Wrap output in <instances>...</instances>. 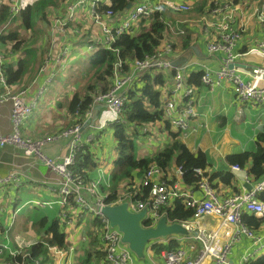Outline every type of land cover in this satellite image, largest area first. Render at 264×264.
I'll list each match as a JSON object with an SVG mask.
<instances>
[{
  "label": "built area",
  "instance_id": "2783aa9c",
  "mask_svg": "<svg viewBox=\"0 0 264 264\" xmlns=\"http://www.w3.org/2000/svg\"><path fill=\"white\" fill-rule=\"evenodd\" d=\"M8 1L11 12L10 20H12L19 14L20 0ZM246 1L211 0L209 15L214 20L205 21L203 26L206 32L213 30L217 38L208 43L207 51L209 53L220 52L223 56L221 65L216 70H212L205 65L200 67L202 71L200 83L212 88L215 86L220 87L223 82H227L232 88L237 105L246 102L259 105L264 103V87L254 86L250 80L245 79L234 67H228V65L233 64V61L238 56L235 53V47L246 28V23L242 20L237 23L234 21L233 13L239 11L242 14L243 10L246 11ZM102 2H105V0H75L74 3L67 5L66 20L56 19L50 25L49 33L51 37L48 63L52 60L54 64H60L61 60L68 58V49L60 47L58 35L67 32L65 27L67 23L74 21L78 9L85 8L86 11L88 10L92 16L90 18L104 33L105 44L111 43L120 34L130 31L140 20L139 17L141 15L148 17L156 12L182 13L189 9L188 0H139V3L133 5L125 15L117 16L115 21L117 20L119 23L112 27L106 23V20L113 15V11L107 9L104 18L101 13L96 11V6ZM252 15H255L260 23L264 22V0L259 8L252 11L249 16ZM167 26L170 27L169 21ZM180 33H183V31L181 30ZM76 34H79L78 31H76ZM251 50L264 57V39H260ZM172 53V46L165 44L161 50L151 57L136 61L132 71L124 76H121V60H117L114 64L115 79L110 88L106 92L97 93L90 107L82 114L78 116L76 112L77 117L83 118L81 122H77L70 128L62 129L56 135L42 139H31L22 135L21 126L31 116L35 107V100L25 101L24 96H26L25 93L28 88L14 90L8 84L5 75L8 60L0 50V104H11L10 121L12 126L10 133L4 134L0 132V148L15 147L21 150L22 155L26 158L37 159L40 164L56 175L58 185L57 188L51 189L56 192L57 200L31 199L25 205L37 208L48 207L50 209L54 205H58L62 208L61 216L65 221H68L71 215L76 216L79 213V217L82 214L91 215L99 225V239L105 251L104 264H136L140 260L135 257L126 244L121 242V233L116 227H110L108 219L101 211L102 206L106 204L98 188L100 182L108 183L106 178L99 175L95 181L85 184L81 176L72 173L70 167L74 164L76 151L94 140L93 131H101L104 126L118 121V116L126 99L127 89L137 77L149 70L173 71L171 97L164 101V115L167 120L173 123L176 129L185 135V131L189 127L190 118L195 116L191 98L194 87L186 85L183 68L172 66V61L170 60ZM47 62L40 69V73L46 70L49 65ZM257 73L258 69L252 71L253 75ZM51 81L52 76L46 80L47 83ZM181 92H183L185 97L184 106L179 105L177 101V96ZM98 105L104 106L112 114V118L105 120L99 127L92 125L91 132L84 135L82 127L86 122L90 123L93 110ZM57 142L67 147L68 152L65 156H60L58 152L54 156H49L44 151L45 145ZM231 169L239 170L241 168L238 165H232ZM168 170L170 176L175 178V180H179L183 175L181 167L175 168L170 165ZM168 170L164 174L158 166L150 165L144 172L141 184L148 189L145 200L135 201L131 196L125 195L112 203L118 204L126 201L128 210L131 212H139L145 209L144 227L154 226L162 216L159 211L164 209L167 203L177 196L184 198L186 206L193 210L194 217L192 220L179 222L186 227L189 234L187 236H170L150 241L146 246L145 258L150 257L148 251L153 250L154 245H167L172 239H176L178 246L174 249L161 250L162 264H236L231 260V257L234 246L241 241H247L248 247L240 254L238 264H247L253 258L264 253L262 227L258 230L251 229L242 221L243 213H249L258 220L264 219V202L258 197L260 193H264V177L257 180L248 190L220 197L212 188L208 178L202 177L204 171L195 168L193 169L195 176H201V181L198 183L201 197H196L192 192H180L177 181L170 185L167 180ZM18 181L17 175L11 172L6 176L0 177V187L8 186ZM66 206L70 208L68 213L63 210ZM1 209L4 212V209ZM75 211H77V214H75ZM18 212L19 209L13 210L10 218L3 225L5 234L0 238V255L7 252L9 255L15 256L18 253H22L24 248L35 243L23 240L22 237L16 236L13 239L9 236V230L15 222ZM204 217H217L221 222L217 229L210 231L194 225L195 220ZM69 248L63 249L55 245L48 246V253L52 259V254L59 255L58 260L54 264H62V258L68 260L63 264H71ZM149 261L151 264H159L151 257ZM38 263L35 261V264ZM0 264L21 263L16 260L6 261L0 259Z\"/></svg>",
  "mask_w": 264,
  "mask_h": 264
},
{
  "label": "trees",
  "instance_id": "16d2710c",
  "mask_svg": "<svg viewBox=\"0 0 264 264\" xmlns=\"http://www.w3.org/2000/svg\"><path fill=\"white\" fill-rule=\"evenodd\" d=\"M74 2L75 0H20L19 14L10 20V3L8 0H2L0 3V29L2 31L0 33V50L5 54L7 50L16 51L23 45L24 39L21 38L20 30H17V27L32 30L38 21H45L50 26L56 19L66 20L67 5ZM138 3L139 0H105V2L96 6V11L101 13L104 18L105 11L111 9L113 15L106 20V23L113 27V25L119 23L117 20L115 21V18L125 15L129 11L127 10L129 4L133 6ZM211 4V0H201L194 5L193 12L196 15L203 14L204 11L209 13L208 6H211ZM86 12L85 16L89 18H86L85 21L88 22V19H91L92 16L88 10ZM35 14L38 15L37 19L34 17ZM177 15L179 13L164 12H156L148 17L141 15L140 20L130 31L120 34L109 44L104 43V33L98 25H94L95 37L92 38L90 37V28H86V31L84 23L78 22L75 31L73 23H67L65 30L70 34L73 33L72 36L76 31L80 33V30L89 35L86 40L90 50L89 66L94 70V79L86 86L88 93L82 96L73 93L70 98L67 110L72 118L69 126L65 129L81 122L83 118L77 117V114L79 116L90 107L97 93L106 92L110 88L115 79L114 64L117 60H121V76H124L132 71L136 61L151 57L161 50L165 44H170L173 49H180L181 51L189 49L191 43L199 36L201 28H189L184 24L179 29V32L182 30L183 33H177L176 39L178 41L174 39L170 42V27L167 26V22L173 21V17ZM193 28L197 34L196 37L195 34L189 33V30H193ZM98 32L101 33V36L97 35ZM210 32L216 39L217 36L214 31L211 30ZM30 52L27 51V53ZM33 63L34 61L28 58H20L17 60L16 68L7 65L5 75L8 84L11 85L17 82L23 75L27 65H33ZM201 74L202 71L200 70L192 71L186 79V84L200 86ZM172 75L173 71L171 70H149L137 77L127 89L126 99L118 116V121L109 124L112 129L113 151H115L116 156L112 158L113 168L108 183H101L98 188L104 197L105 204H112L125 195L131 196L135 201L145 200L148 189L142 186L141 180L150 165L158 166L164 174H166L170 165L175 168L181 167L183 175L179 180L172 178L169 170L167 174L169 184L171 185L174 181H177L179 188L180 186H195L194 188L199 190L198 183L201 181V176H195L193 172L195 168L203 170L202 177L208 178L210 183L215 178H218L225 185L233 183V176L229 171L219 170L217 173L209 175L207 171L209 164L205 153L200 150L192 151L186 146L179 137L181 132L176 129L171 121L166 119L163 109L164 103L161 99L163 95L160 88L170 77L172 79ZM8 117H10V103L0 104V125L3 133L11 130ZM156 124L162 126L161 131L166 133L168 141L153 155L141 157L137 153L135 137L131 136L128 131L133 129L134 134H137L143 126L148 128ZM107 126H104L101 131H93L94 140L76 151L74 164L70 167V170L73 174L81 176L85 184L95 181L98 176L100 164L95 151L108 141V137H103ZM256 144L257 147L254 151L230 154L226 156V159L229 165H238L242 168L247 167L248 163L251 162L248 171L257 181L264 177V130L257 134ZM4 187L7 186H1L0 190ZM181 190L182 188L179 189L180 192ZM258 197L264 201V193H260ZM69 209V206L63 208L67 213ZM47 212L52 213L50 210L43 211L36 207L34 211L23 218L22 227L27 229L30 225L40 241L15 256L4 252L0 255V259L6 261L16 260L21 264H35V261L39 262L38 264H47L51 263L48 246L57 245L63 249L67 248L66 231L60 226L58 219L55 216L49 218ZM159 212L162 216L165 215L171 223L192 220L194 217L193 210L186 206L185 199L180 196L172 198L165 208ZM3 215L4 212L0 207V238L5 234ZM92 219L93 228L85 232L86 239L78 247L79 254L76 257L75 264H104L105 251L99 239V225L96 219ZM242 221L247 227L255 230L264 225V219L258 220L249 213H243ZM177 246L178 243L172 239L167 245L157 244L152 249L154 253H158L162 249H174ZM247 264H264V253Z\"/></svg>",
  "mask_w": 264,
  "mask_h": 264
},
{
  "label": "crops",
  "instance_id": "0c3cea01",
  "mask_svg": "<svg viewBox=\"0 0 264 264\" xmlns=\"http://www.w3.org/2000/svg\"><path fill=\"white\" fill-rule=\"evenodd\" d=\"M261 1L263 2V0H247L245 2L247 4L246 11L243 10L242 14L239 11H235L233 13V18L236 23L240 20L246 23V28L235 47V53H237L238 56L233 61V65L234 68L239 71L245 79L250 80L254 86L264 87V57L259 55L257 52L251 50L252 47H254L260 39H264V22L260 23L255 15L249 16L252 11H254L256 8H259L260 4L262 3ZM208 7L210 9V6ZM85 10L86 9L83 8L80 11L78 10L76 12V18L73 22H71L73 23L74 28L77 27L78 22L86 23L85 19L88 16H85V14L87 13ZM181 19L185 20L182 25L185 24L189 28L199 27L201 28V30L198 34L199 36L196 40L191 43L189 49L185 51H181L180 49H173V53L171 55L170 60L172 62L176 60H181L183 56L186 55L187 59H185V61H180L179 64H177V67L183 68L185 80L187 79L189 73H191L192 71H201L200 67L203 65L209 67L212 70L218 69L221 65V58L223 54L220 52L209 53L207 51L208 43L210 41H213L215 37L210 31L206 32L203 26L205 24V21H213L214 18L210 16L209 13H206L204 11L203 14H194L193 17L191 16L188 19L190 21H188L186 17H182ZM193 19H196L198 21V24L192 23L191 20ZM169 22L171 23L172 21ZM49 29L50 26L46 30ZM190 32L193 35L195 34L196 37L197 34L194 28L193 30H189V33ZM184 33L186 32L184 31ZM72 35L73 33L70 34L69 32H66L65 34L60 33V35H58L60 47H66L69 52L68 58L61 60L59 62L60 64L53 63L50 66L51 68L48 65L46 70L40 73L39 71L43 67L41 66L43 59L41 58L39 61H35L32 57H29L32 61H34L33 74L35 72H38L39 77L34 84V89L27 90V92L25 93L26 96H24V98L26 102L35 100L36 103V100L40 95L38 90L41 88L40 93H42L44 87L47 84L46 80L48 79V77L52 76V81L49 82L50 84L54 81L56 76H62L59 71L67 68L70 64H72V61L74 59L76 61H84L85 55H89L90 50L88 48L89 45L87 40L82 39L79 34L74 33V36ZM75 35H78V37H75ZM50 37L51 34L49 32H47V34L45 33V35L41 37V44L44 45L46 41H50ZM69 38L75 41L82 40V47L79 52L74 51V54L76 55L74 57H71L72 50ZM176 41L178 40L176 39ZM5 58H7L8 60L7 65L16 68L17 60L23 58V55H20V52L17 50H7L5 53ZM47 64L49 63L47 62ZM254 69H258V73L253 75L252 71ZM42 85L44 87H42ZM191 85L194 87L191 98L192 107L195 111V116L190 118L189 127L188 130L185 131V135L181 133L179 137L181 138L183 143L188 146L192 151L200 150L205 153L209 164L207 166V171L209 175H212L214 173H217L219 170H222L229 171V173L233 176V183H230L228 185L223 184L218 178H215V180L210 183L212 188H214V190L218 193L220 197H225L234 193H240L250 189L252 185L256 182V180L248 171V168L249 166H251L252 163L249 162L248 166L244 168L239 166L241 168L239 170H232V165L228 164L226 156L230 154L241 153L244 151L251 152L256 149V136L259 132L264 130V103L256 105L250 102H246L244 104L237 105V102L235 101V97L232 92V88L227 82H223L220 87L215 86L212 88L204 86L202 84L200 86H194L193 84ZM26 86L25 84L17 85L16 82L11 84V88H13L14 90L24 89V87ZM172 87V79L170 77L160 88V91L163 95V97H161L163 103L165 99L171 97L170 92L172 90ZM177 101L179 105H185V97L183 96V92L179 93V95L177 96ZM105 112H107V109L104 106L98 105L94 108L90 123L86 122L82 127L84 135L91 132L92 125H94L95 121L98 122L100 121V119H102L103 124L105 120L109 119L105 118L106 116L105 114H103ZM57 114L58 118L53 122L46 118L43 120H31V118L29 117L27 120L24 121L26 122V124L21 130L22 135L31 139H38L45 136H52L58 134L62 129H65L69 126L72 115L69 112L61 111H57ZM9 119L10 117H8V121L10 122V127L12 128L11 121ZM0 129H2L1 125ZM161 129L162 126L160 124H156L148 128L146 126H143L140 132L137 134H134L133 129L128 131L131 136L135 137V143L136 138H138V140H143L144 138L148 139L147 141H139L138 143H136L138 150L137 153L139 156H151L157 151H159L164 146V144L167 143L168 139H164L163 136L166 135V133L161 131ZM10 132L11 130L6 133ZM148 133L156 134L157 139L148 136ZM141 134L147 135L141 137ZM207 135L215 136L217 142L222 140L220 147H214L216 152L213 154V156L210 157L207 154V149L202 148L203 143H208ZM198 138H200L201 140L200 144L197 141ZM44 151L46 153H49V155H56V153L58 152L60 156H65L68 152L67 147H65L62 143L58 142L48 143L47 145H45ZM93 151L95 150L93 149ZM104 152L107 153V151ZM95 153L98 157V162L100 164V167L98 168V176L102 175L106 178V181L108 182L110 173L113 168V159L111 160V165L108 169L107 164L102 162L101 159H99L100 155L98 149L97 151H95ZM101 156L105 157V155ZM112 156H116L115 151L113 150ZM105 161H107L106 158ZM171 166L174 167L173 165ZM227 167H229V169H227ZM11 172H14L17 175V181H19L17 183H12L6 188L4 187L2 188V190H0V207L4 209V223L10 217L12 209L14 207H20L19 203L22 201V198L26 196L22 193L24 190H36L38 193H42V200L58 199L56 192L51 190L58 187L55 174L51 173L44 165L40 164L37 159L26 158L25 156H23L22 151L15 147L7 146L4 148H0V177L6 176ZM194 187L180 186V188H182V192H192L194 196L201 197L200 191ZM35 208L36 207H28L26 209H21V211L17 215L14 227L11 229L10 235L12 238L17 236L22 237L26 241L32 242L40 240L38 238V235L33 232L30 225L27 227V229H24L22 227L23 221L21 223V228L18 224L21 219H23L31 211H34ZM49 210L52 212L56 210L53 214L57 219L59 216H61L62 209L60 206L54 205L53 208ZM75 214H77V211H75ZM79 215H76L75 217H77L78 220L84 222V232H78L77 230H75L74 235H71V227H64V230L67 233V243L69 242L67 246L70 247L69 257H71V264H75L76 257L79 254V245H75L74 237L80 235L82 236L80 238L84 240V233L88 229L93 228V224L91 227V223H87V215H83L82 217H79ZM92 221L93 219L91 220V222ZM67 222H72V220L69 218ZM220 222L221 220L217 217H204L195 220L194 225L203 228L207 231H210L217 229ZM73 223H75V220ZM261 233L264 234V225L262 226ZM247 247V241H241L239 244L234 246L231 260L235 263V261L239 259V256L242 251ZM148 252L149 256L153 260H155L159 264H162L161 250L158 253H154L153 250ZM52 257L53 259H51V263L47 264L56 263L59 258V255L52 254ZM257 257L253 258V260ZM149 258H145L144 261H146V264H151ZM67 261L68 260L64 258L61 259L62 264ZM136 264L140 263L137 262Z\"/></svg>",
  "mask_w": 264,
  "mask_h": 264
},
{
  "label": "rangeland",
  "instance_id": "374dc122",
  "mask_svg": "<svg viewBox=\"0 0 264 264\" xmlns=\"http://www.w3.org/2000/svg\"><path fill=\"white\" fill-rule=\"evenodd\" d=\"M2 1V0H1ZM201 0H188L189 3V9L186 11H183L182 13H179L178 16L173 17V21L170 23V40H174L176 39L177 33L179 32V29L182 28V23L185 22V20H182V17H186V19L188 20L191 16L193 17V15L195 14L193 12V7L196 3L200 2ZM35 19L38 18V15L35 14L34 15ZM89 18V17H87ZM198 18V17H196ZM190 21V20H188ZM192 23L198 24V21L196 19L191 20ZM85 24V30L87 31L86 28H90V37H95L94 32L95 30H93L94 25H96L93 20L88 19V22L84 23ZM14 27V26H13ZM17 27V26H15ZM49 27V25L46 24L45 21H38L36 23V26H34L32 28V30H25L22 29L20 27H17V30H20V36L21 38L24 39V43L23 45L17 50L20 52V55H23V58H28L29 60H31L29 57H32L33 60L35 61H39L41 58L43 59L41 66L44 67L45 63L48 60V48L50 45V41H46V43L43 45L41 44V37H43L45 35V33L47 34V32H49V30H46ZM0 33H1V29H0ZM181 34V33H180ZM82 39H87V37L89 35L84 34L83 30L79 33ZM87 35V36H86ZM98 36H101V33L98 32L97 33ZM75 37H78V35H75ZM43 40V38H42ZM35 45V46H33ZM70 46H71V50H72V54L71 57L76 56L74 53L75 52H79V50L82 47V40H73L70 39ZM21 50V51H20ZM27 51H31L30 53H27ZM75 51V52H74ZM89 52V51H88ZM69 54V53H68ZM89 56V55H88ZM87 55H85L84 57V61H76L75 59L72 61V64H70L67 68H65L64 70L59 71L60 74L62 76H56L54 81L52 83H47L46 86L44 87L42 85V87H44L42 93H40L41 88L38 90L39 91V97L36 100L35 103V107L31 113V120H43V119H49L51 122L55 121L58 118V114L57 111H61V112H68L67 110V106H68V102L70 97H72L73 92H77L79 95H84L86 93H88V90L86 88L87 84L90 82H93L94 76V70L91 69L90 65V61H89V57ZM53 64V61L51 60L49 63V67ZM59 67V65H58ZM38 68V67H37ZM51 68V67H50ZM33 70H34V65L32 64H28L27 67L25 68L23 75L21 76V78L16 82L17 85L20 84H25L26 87H24V89L28 88V90L34 89V84L37 81L39 75L38 72H35L33 74ZM33 74V76H32ZM32 76V77H31ZM31 77V78H30ZM10 112H11V104H10ZM97 114V111H96ZM105 118H112V114L107 111L105 113ZM96 118V117H95ZM30 120V121H31ZM26 122H24L21 126V130L23 129V126H25ZM102 124V119H100V121H95L94 122V127H99ZM231 126V125H229ZM1 131V129H0ZM111 132L112 129L110 128V126H107L104 130V136L103 137H108V141L104 144H102L100 146V148H98L99 151V159H101L102 162L107 164V167L109 169V166L111 165V160L113 158L112 156V150H113V140H112V136H111ZM149 134V133H148ZM147 134H141V137L146 136ZM51 136V135H50ZM148 136H151L154 139H157L156 134H149ZM164 139L167 138V135H163ZM47 137V136H45ZM42 137V138H45ZM42 138H38V139H42ZM147 138H144L143 140H138V138H136V143H138L139 141H147ZM207 140L208 143H203L202 144V148L207 149V154L208 156H213V154L216 152V150L214 149V147H220V144L222 143V140H220L219 142H217L215 136L212 135H207ZM197 141L201 142L200 138L197 139ZM150 149V147H149ZM104 151H107V153H105ZM49 155V153H48ZM101 155H105V157L101 156ZM49 156H54V155H49ZM105 158L107 161H105ZM102 182H100L101 184ZM24 195L22 198V201L19 203V206L22 209H26L28 207H30V205H25V203L31 199H38V200H42L43 194L42 193H38L36 190H24L22 192ZM43 211H49L48 207H44V208H40ZM57 210V209H56ZM54 210L52 213L47 212V215L49 216V218L52 216L54 217V212L56 211ZM72 222H67L64 221L62 216L58 217V221L60 222V226L62 228L64 227H71L72 230V234L74 235V231L77 230L78 232H84L85 228H83V221H80L77 219V217H75L74 215H71L69 217ZM92 216L87 214V223H91V227H92V222H91ZM75 220V223H73ZM23 219H21L18 224L19 227L21 228V223H22ZM87 230V229H86ZM74 237V236H73ZM80 237L82 236H76L74 237V243L75 245H81L85 239H86V235L84 233V240H82ZM25 240V239H23ZM260 256V255H259ZM145 260V259H144ZM144 260H140L139 263L140 264H146V261ZM236 264H238V259L235 261Z\"/></svg>",
  "mask_w": 264,
  "mask_h": 264
},
{
  "label": "water",
  "instance_id": "95a60500",
  "mask_svg": "<svg viewBox=\"0 0 264 264\" xmlns=\"http://www.w3.org/2000/svg\"><path fill=\"white\" fill-rule=\"evenodd\" d=\"M131 6L129 4L127 10ZM185 59H187L186 55L181 60L173 61L172 66H177L180 61H185ZM228 67L233 68L234 65L230 64ZM101 211L108 219L110 227H116L121 233V242L127 245L138 260L145 259L146 246L150 241L189 234L184 225L179 222H169L165 215L161 216L154 226L144 227L143 218L146 210L131 212L128 210L126 201L118 204H106L102 206Z\"/></svg>",
  "mask_w": 264,
  "mask_h": 264
},
{
  "label": "clouds",
  "instance_id": "9594fccd",
  "mask_svg": "<svg viewBox=\"0 0 264 264\" xmlns=\"http://www.w3.org/2000/svg\"><path fill=\"white\" fill-rule=\"evenodd\" d=\"M110 124H111V123H110ZM33 208H34V207H33ZM15 209H19V212H20L22 208H21V207H14V208L12 209V211L15 210ZM49 209H50V208H49ZM61 209H62V208H61ZM12 211H11V212H12ZM19 212H18V213H19ZM18 213H17V215H18ZM79 214H80V213H79ZM17 215H16V217H15V221H16ZM85 215H86V214H85ZM10 216H11V215H10ZM82 216H83V214H82ZM82 216H81V217H82ZM9 218H10V217H9ZM91 220H92V219H91ZM64 221H65V220H64ZM14 224H15V222H14ZM14 224H13V226H12V227L10 228V230H9V236H10V237H11V235H10V233H11V229L14 227ZM11 238H12V237H11ZM14 238H15V237H14ZM14 238H13V239H14ZM39 241H40V240L33 241V242H35V243H33V244H31V245H34V244H36V243L39 242ZM68 243H69V242H68ZM31 245H30V246H31ZM55 246H57V245H55ZM57 247H58V246H57ZM67 247H68V246H67ZM60 248H61V247H60ZM24 249H26V248H24ZM24 249H23V250H24ZM64 249H67V248H64ZM67 251H68V250H67ZM51 259H52V258H51Z\"/></svg>",
  "mask_w": 264,
  "mask_h": 264
}]
</instances>
